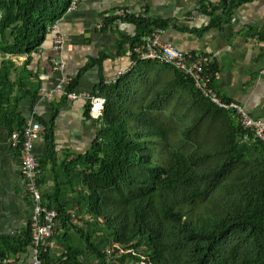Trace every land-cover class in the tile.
<instances>
[{"label": "trees", "instance_id": "trees-1", "mask_svg": "<svg viewBox=\"0 0 264 264\" xmlns=\"http://www.w3.org/2000/svg\"><path fill=\"white\" fill-rule=\"evenodd\" d=\"M71 1L0 0V53L36 52ZM255 1L201 0L198 11L210 21L200 31L221 28ZM128 18L136 35L118 46L130 42L132 52L167 24L146 15ZM13 87L0 78V123L10 133L25 126L11 114L20 99L12 98ZM94 93L107 103L83 157L88 192L81 204L90 218L72 219L64 206L55 207L54 238L63 253L54 258L47 248L45 264H264V141L244 140L248 132L234 111L213 104L167 64L137 61L115 85L102 81ZM45 128L49 148L52 122ZM30 248L31 222L21 240L0 237V264Z\"/></svg>", "mask_w": 264, "mask_h": 264}, {"label": "crops", "instance_id": "crops-1", "mask_svg": "<svg viewBox=\"0 0 264 264\" xmlns=\"http://www.w3.org/2000/svg\"><path fill=\"white\" fill-rule=\"evenodd\" d=\"M200 1L82 0L76 11L58 22L66 35L59 51L53 49L54 35L49 33L44 45L34 53H0V78L7 76L14 84L12 98L20 97L10 106L11 114L23 118L25 125L31 120L41 119L44 126L52 122L50 147L46 131L36 145L42 166L39 184L47 206H64L72 219L90 218L87 206L81 204L82 196L88 192L82 177L86 169L83 157L97 137L96 121L87 112L86 102L71 100L56 92V87L72 80L77 84L73 92L94 93L102 81L130 71L131 43L121 47L118 44L121 39L133 38L137 28L128 18L132 16L115 15L117 9H144L142 16L166 21L162 28L164 41L184 52L209 58L213 68L211 88L221 99L243 106L254 117L264 116V0L242 6L229 23L205 31L200 30L210 19L198 11ZM107 18L115 19L114 23L106 26ZM11 133L0 123V237L16 241L23 239L30 228L34 203L25 192L21 151L12 145ZM59 225L58 220L56 230ZM69 233L73 234V230ZM51 244L52 249L55 247L53 257H61L63 251L56 238ZM4 264H35L34 248L27 254L10 257Z\"/></svg>", "mask_w": 264, "mask_h": 264}, {"label": "built area", "instance_id": "built-area-1", "mask_svg": "<svg viewBox=\"0 0 264 264\" xmlns=\"http://www.w3.org/2000/svg\"><path fill=\"white\" fill-rule=\"evenodd\" d=\"M81 1L72 0L67 14L76 11ZM145 13L146 11L144 9L139 11L131 8L115 10V15L117 16L140 17ZM49 33L54 35L53 49L59 51L65 44L66 35L60 30L58 23L48 27ZM162 35L163 29L155 28L150 35L143 39L141 44L133 48L135 60H133L132 67L140 60L159 62L174 67L185 78L190 79L193 86L203 95L207 96L213 104L219 108L235 111L239 123L248 132L244 138L264 141V116L254 117L243 106L235 102H224L211 88L213 73L210 71L209 58L196 52H184L173 43L164 41ZM126 72L119 73L115 78L104 81L103 86L109 87L115 85ZM261 74L264 77V69L261 71ZM72 82V80L63 81L56 87V92L64 93L71 100H82L86 102L90 117L95 121L100 119L105 111L106 98L98 93L66 92L67 87ZM44 135L45 126L39 120L28 121L23 129L10 134L12 145H19L21 151L26 195L30 196L34 203L31 228L35 264H45L43 255L47 248L50 249V252L54 253L51 242L55 236L56 225L59 219V211L56 208H49L45 204L39 184L42 166L36 153V145ZM120 252L128 253L131 251L120 250ZM107 253L110 254L111 250L108 249ZM131 264L146 263L136 261Z\"/></svg>", "mask_w": 264, "mask_h": 264}, {"label": "rangeland", "instance_id": "rangeland-1", "mask_svg": "<svg viewBox=\"0 0 264 264\" xmlns=\"http://www.w3.org/2000/svg\"><path fill=\"white\" fill-rule=\"evenodd\" d=\"M53 249H55V247H53ZM131 263V262H130ZM130 263H128V264H130Z\"/></svg>", "mask_w": 264, "mask_h": 264}]
</instances>
